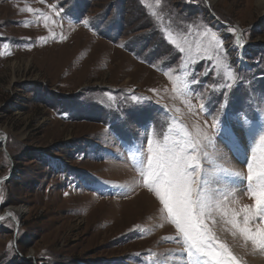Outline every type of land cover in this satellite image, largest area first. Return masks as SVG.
I'll return each instance as SVG.
<instances>
[{
	"label": "rangeland",
	"instance_id": "obj_1",
	"mask_svg": "<svg viewBox=\"0 0 264 264\" xmlns=\"http://www.w3.org/2000/svg\"><path fill=\"white\" fill-rule=\"evenodd\" d=\"M258 1L0 0V214L26 208L0 219V264L264 261ZM160 149L193 174L204 252L152 182Z\"/></svg>",
	"mask_w": 264,
	"mask_h": 264
},
{
	"label": "snow or ice",
	"instance_id": "obj_2",
	"mask_svg": "<svg viewBox=\"0 0 264 264\" xmlns=\"http://www.w3.org/2000/svg\"><path fill=\"white\" fill-rule=\"evenodd\" d=\"M29 11H31V9H29ZM213 39H215V37ZM173 43L175 42L173 41ZM181 51H183V49H181ZM133 99L136 98L133 97ZM148 167L149 169L158 170L152 172V182L154 184L163 181L169 186L171 201L164 199V195L160 192L159 188H157V194L163 197L164 205L170 213L173 211L172 205H175V223L185 238V242L189 244V255L192 254V248H195L197 252H204L206 248H211L210 241H212L214 237L199 219V217L203 215L204 206L202 203L197 206L198 202L191 198L193 189L188 185L193 178V174L188 171V163L183 157L176 154H166L164 149H160L154 159L151 157L149 158ZM248 167L249 170H251V165ZM237 175H239V173H237ZM247 179L251 181L253 176L249 174ZM256 185L258 191L255 189L250 190L255 195L257 207L260 208L261 205H264V172L258 174ZM256 214L255 212L251 213V215ZM259 214L264 215V211ZM251 215L248 212L245 213V225L248 224ZM243 231L247 232L248 229L245 227ZM251 239L253 243H261L260 240H257L255 235H253ZM261 240H264V236L261 237ZM208 254L216 259L217 264H225L226 258L220 253L209 252ZM228 255L230 256L231 253Z\"/></svg>",
	"mask_w": 264,
	"mask_h": 264
},
{
	"label": "bare ground",
	"instance_id": "obj_3",
	"mask_svg": "<svg viewBox=\"0 0 264 264\" xmlns=\"http://www.w3.org/2000/svg\"><path fill=\"white\" fill-rule=\"evenodd\" d=\"M207 1L210 2V3H212V2L214 3L216 0H207ZM258 4L264 10V0H259ZM241 59H243V57ZM14 207H12V208L10 207L7 210L6 214L8 216L10 215L11 217H14V219L16 220V219H19L18 216H20V215H22L23 213L26 212V208L24 206H22V205L20 207H17V208H14ZM254 264H264V261H261V262L257 261Z\"/></svg>",
	"mask_w": 264,
	"mask_h": 264
},
{
	"label": "water",
	"instance_id": "obj_4",
	"mask_svg": "<svg viewBox=\"0 0 264 264\" xmlns=\"http://www.w3.org/2000/svg\"><path fill=\"white\" fill-rule=\"evenodd\" d=\"M4 179H5V177H4L3 179H1L0 182H1L2 180H4ZM6 213H7V211H5V213H3V214H0V219H2L4 216H6Z\"/></svg>",
	"mask_w": 264,
	"mask_h": 264
},
{
	"label": "flooded vegetation",
	"instance_id": "obj_5",
	"mask_svg": "<svg viewBox=\"0 0 264 264\" xmlns=\"http://www.w3.org/2000/svg\"><path fill=\"white\" fill-rule=\"evenodd\" d=\"M5 177V176H4Z\"/></svg>",
	"mask_w": 264,
	"mask_h": 264
}]
</instances>
